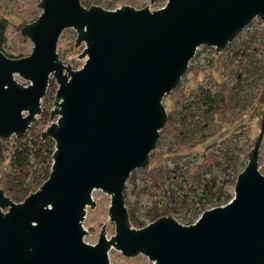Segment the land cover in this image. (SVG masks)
Instances as JSON below:
<instances>
[{"label": "water", "instance_id": "95a60500", "mask_svg": "<svg viewBox=\"0 0 264 264\" xmlns=\"http://www.w3.org/2000/svg\"><path fill=\"white\" fill-rule=\"evenodd\" d=\"M159 0H150V4ZM163 8L107 11L80 0H40L38 18L21 28L31 53L0 52V139H21L41 115L54 79L51 123L40 135L54 143L48 178L21 203L0 188V264H110L113 248L152 264H264V176L258 169L260 133L238 174L234 196L190 225L160 217L134 229L124 204L131 173L144 169L167 113L162 104L187 73L199 47L224 52L255 19L264 0H166ZM66 29L85 48L79 70L56 52ZM15 76L29 82L22 86ZM110 196L109 221L96 244L84 242L92 192Z\"/></svg>", "mask_w": 264, "mask_h": 264}, {"label": "rangeland", "instance_id": "374dc122", "mask_svg": "<svg viewBox=\"0 0 264 264\" xmlns=\"http://www.w3.org/2000/svg\"><path fill=\"white\" fill-rule=\"evenodd\" d=\"M40 0H0V31H5V43L0 52L11 59H19L28 56L32 50L30 41L21 35V28L34 22L41 13L37 7ZM85 8L97 6L107 11H113L121 6H129L134 9L148 7L151 11L159 10L166 4V0H159L150 4V0H80ZM76 32L73 29L64 30L57 42L56 52L64 65H69L72 70H79L85 59H75L80 56L85 46L78 45L75 49ZM255 37L261 42V55H264V21L255 19L246 27L241 34L222 53L215 55L208 47H199L196 55L190 62L191 68H205L203 73L195 74L188 72L181 78L177 90L166 95L162 101L167 116L173 113H182L186 109L193 110V107L184 108V102L179 97L181 91L195 90L199 85L211 86V79L220 80L218 73L214 70L220 66L228 50L238 46ZM245 41V42H244ZM233 44V45H232ZM218 54V53H217ZM221 54V53H219ZM222 70H220L221 72ZM237 73H232L228 85H234ZM15 80L22 86H28L29 82L15 76ZM253 78L243 76L242 86L244 91L249 93ZM57 85L54 79L49 80V86L44 98L41 101L42 113L32 125L22 142L31 147L35 136H39L45 129L57 120L54 117L50 120L49 115L53 111L54 96ZM260 91V97L254 103L252 109L246 112L244 119L235 129L237 135L229 139L224 149L197 147L189 151L180 150L173 139L159 138V148L155 151V158L151 160L146 168L138 169L131 173L124 188V204L129 213H133L136 225L134 229H141L160 218V211L166 212L161 217H171L181 225L194 223L200 211L209 207H221L226 205L234 196V184L239 173L233 166H229V157L237 159L238 163L247 164L248 153L253 148L260 133V124L264 118V80L258 84L255 90ZM189 94V93H188ZM187 94V95H188ZM188 98V97H187ZM234 129V130H235ZM33 133H32V132ZM229 132L224 131L223 135ZM232 133V132H231ZM221 136V137H222ZM180 137L178 142L180 143ZM1 145L9 149V155L14 147V137L3 140ZM218 155L216 162L207 160L210 155ZM244 169V168H243ZM262 170L264 174V165ZM261 173V172H260ZM264 176V175H263ZM213 186L210 196L206 189ZM222 189L220 199L218 189ZM193 191L195 195L193 197ZM92 200L95 202L93 209L87 208L83 220V228L87 231L84 242L90 245L96 244L102 226L105 223L106 237L114 235V224L109 221L108 209L110 196L100 190L92 192ZM110 264H152L145 256L138 255L134 258H125L122 254L111 249L108 254Z\"/></svg>", "mask_w": 264, "mask_h": 264}, {"label": "trees", "instance_id": "16d2710c", "mask_svg": "<svg viewBox=\"0 0 264 264\" xmlns=\"http://www.w3.org/2000/svg\"><path fill=\"white\" fill-rule=\"evenodd\" d=\"M4 43L5 31L1 29L0 49ZM261 45L262 43L258 42L255 37H251L242 47L238 46L228 50L226 54L229 56L214 69L221 78L220 80L211 79L210 87L199 85L195 90L181 91L179 97L185 104L184 108L193 107V110L186 109L185 112L167 116L159 138L173 139V144L183 151L202 146L206 150L216 147L224 149L229 139L237 135L235 132L238 129L235 127L241 124L246 112L252 109L260 97V91L255 90L264 80V55H261ZM211 52L217 56L225 54H217L214 50ZM204 71L205 68L202 67L188 68V72L195 74ZM232 73H237V78L234 79V85L230 87L228 80ZM243 76L253 78L249 85V88L253 90L249 93L245 92L242 86ZM224 131L229 133L222 136ZM24 137L21 139L14 137V147L10 155L9 149L0 144V188L5 196L16 204L21 203L29 194L35 192L48 178L54 152V143L51 139L41 140L37 134L33 145L29 147L27 143L22 142ZM180 137L182 141L179 143ZM3 140L6 139H0V142ZM158 148L159 140L154 150ZM155 151H152L149 156L151 160L155 158ZM218 158V155L211 154L207 160L216 162ZM228 160L229 166L235 167L237 173L243 170L244 166L238 163L237 159L229 157ZM260 172L264 175L262 170ZM213 186L206 189L210 196H213ZM218 192L217 198L220 199L222 189H218ZM194 195L195 191H193V197ZM202 208L203 211L206 210L203 205ZM128 214L131 225H136L133 213L128 212ZM159 215L164 216L166 212L161 210Z\"/></svg>", "mask_w": 264, "mask_h": 264}, {"label": "built area", "instance_id": "2783aa9c", "mask_svg": "<svg viewBox=\"0 0 264 264\" xmlns=\"http://www.w3.org/2000/svg\"><path fill=\"white\" fill-rule=\"evenodd\" d=\"M264 165V135H263V138H262V142H261V145H260V149H259V156H258V169L262 168V166ZM222 207V206H221ZM213 208H216V207H209L208 209L206 210H211ZM205 210V211H206ZM204 211H200V213L198 214V218L197 220L199 219V217L202 215ZM196 220V221H197ZM195 221V222H196ZM194 222V223H195ZM193 224V223H192ZM187 225H190V224H187Z\"/></svg>", "mask_w": 264, "mask_h": 264}]
</instances>
